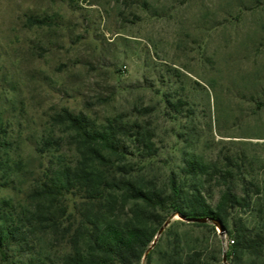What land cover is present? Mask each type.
Wrapping results in <instances>:
<instances>
[{
  "label": "rangeland",
  "instance_id": "obj_1",
  "mask_svg": "<svg viewBox=\"0 0 264 264\" xmlns=\"http://www.w3.org/2000/svg\"><path fill=\"white\" fill-rule=\"evenodd\" d=\"M64 111L126 127V155L107 158L148 189L170 193L175 180L191 191L195 163L208 204L229 178L253 198L227 212L231 225L264 227V0H0V123L16 173L0 199L33 211L40 182L77 162ZM116 198L114 216L157 231L154 254L140 264H167L187 222L169 204L151 210ZM99 201L75 191L61 198L45 253L56 261L69 253L64 233ZM212 227L217 234L201 235L217 259L208 263L230 264L233 237Z\"/></svg>",
  "mask_w": 264,
  "mask_h": 264
},
{
  "label": "trees",
  "instance_id": "obj_2",
  "mask_svg": "<svg viewBox=\"0 0 264 264\" xmlns=\"http://www.w3.org/2000/svg\"><path fill=\"white\" fill-rule=\"evenodd\" d=\"M60 118L62 124L75 133L79 159L60 167L40 182L31 194L33 211L19 210L13 200L0 199V264H140L157 231L141 220L122 222L114 216L119 192L127 200L142 202L151 210L169 204L185 219L214 218L233 237L228 252L230 264H264V227H250L242 221L231 225L228 219L227 212L231 208L251 207L253 200L250 194L246 199L238 195L229 178H223L227 189L221 192L215 207L208 204L206 192L199 186L196 170L200 168L195 163H190L188 168L192 176L191 191H185L175 180L170 182V193L148 189L132 175L118 171L107 158V155H126L120 140L121 134L127 133L126 127L110 123L100 128L83 115L75 116L68 111ZM6 135L5 127L0 123V188H7L16 174ZM73 191L86 194V198L100 199L99 208L91 217L84 216L74 231L64 233L71 250L56 261L45 253L41 242L48 234L59 230L55 218L48 215L53 213L61 198ZM186 226L189 232L173 243L167 254V264H209L210 258L216 263L217 259L209 256L201 239L210 228L217 234L212 224L186 223ZM156 246L147 255L148 262Z\"/></svg>",
  "mask_w": 264,
  "mask_h": 264
},
{
  "label": "water",
  "instance_id": "obj_3",
  "mask_svg": "<svg viewBox=\"0 0 264 264\" xmlns=\"http://www.w3.org/2000/svg\"><path fill=\"white\" fill-rule=\"evenodd\" d=\"M181 219L184 220V221H186L187 223H198V224H208V223H211V224H213V225L219 227V229H220V233H221V234H222V232L225 231V229H224V227L222 226L221 222L218 221V220H216V219H214V218H211V217L198 218V219H185V218H183V217L181 216ZM167 225H168V223H166L165 226H167ZM162 231H163V229L160 230V232L158 233V235H161ZM155 244H156V241H154V242L152 243V246H151V248L148 250L147 254L145 255V258H146V256L149 254L150 250L155 246ZM226 261H227V260H226V257H224L223 262L226 263Z\"/></svg>",
  "mask_w": 264,
  "mask_h": 264
}]
</instances>
